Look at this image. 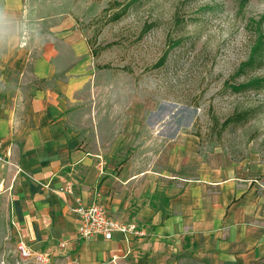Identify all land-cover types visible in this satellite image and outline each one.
<instances>
[{"label": "crops", "instance_id": "obj_1", "mask_svg": "<svg viewBox=\"0 0 264 264\" xmlns=\"http://www.w3.org/2000/svg\"><path fill=\"white\" fill-rule=\"evenodd\" d=\"M2 9L11 30L0 45V207L19 244L74 264L264 259V172L190 174L186 140L170 143L159 167L141 141L130 144L128 127L113 138L93 123L78 131L72 119L92 80L87 44L71 26L27 30L14 1ZM77 201L143 236L79 240Z\"/></svg>", "mask_w": 264, "mask_h": 264}, {"label": "rangeland", "instance_id": "obj_2", "mask_svg": "<svg viewBox=\"0 0 264 264\" xmlns=\"http://www.w3.org/2000/svg\"><path fill=\"white\" fill-rule=\"evenodd\" d=\"M13 1L27 30L71 26L87 44L92 80L72 119L78 131L93 123L113 138L128 127L130 144L141 141L159 167L171 144L186 140L190 174L264 172V87L230 88L264 81V0H0V8ZM18 246L0 207V264H36ZM174 264L211 263L186 257Z\"/></svg>", "mask_w": 264, "mask_h": 264}, {"label": "built area", "instance_id": "obj_3", "mask_svg": "<svg viewBox=\"0 0 264 264\" xmlns=\"http://www.w3.org/2000/svg\"><path fill=\"white\" fill-rule=\"evenodd\" d=\"M71 192V188L66 189ZM62 192V189L60 190ZM80 221L77 229L78 239L82 241H90L96 237H100L105 241H109L116 233L125 238L129 236L141 237L142 233L138 232L134 225H122L108 218L101 206L96 204L85 205L81 201H77L75 208L72 210ZM18 250L24 258H33L36 264H48V256L44 254H33L29 249L19 244Z\"/></svg>", "mask_w": 264, "mask_h": 264}, {"label": "trees", "instance_id": "obj_4", "mask_svg": "<svg viewBox=\"0 0 264 264\" xmlns=\"http://www.w3.org/2000/svg\"><path fill=\"white\" fill-rule=\"evenodd\" d=\"M126 8L127 7L122 9L120 12L114 14L109 19V22H115V21L119 20L125 14ZM260 87H264V81L253 80V81H250V82H247V83H243V84H240V85L230 86L231 90L234 91L235 93L248 91L249 89H251V90L253 89L254 90V89H257V88H260ZM238 118H240V117L238 116ZM235 119H229L228 121H226L224 123V125L227 126L230 122H233Z\"/></svg>", "mask_w": 264, "mask_h": 264}, {"label": "clouds", "instance_id": "obj_5", "mask_svg": "<svg viewBox=\"0 0 264 264\" xmlns=\"http://www.w3.org/2000/svg\"><path fill=\"white\" fill-rule=\"evenodd\" d=\"M11 21L8 19L5 10L0 8V45H3L5 37L10 34Z\"/></svg>", "mask_w": 264, "mask_h": 264}]
</instances>
